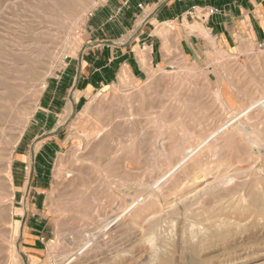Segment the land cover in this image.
Returning a JSON list of instances; mask_svg holds the SVG:
<instances>
[{
  "label": "rangeland",
  "instance_id": "rangeland-1",
  "mask_svg": "<svg viewBox=\"0 0 264 264\" xmlns=\"http://www.w3.org/2000/svg\"><path fill=\"white\" fill-rule=\"evenodd\" d=\"M102 2L0 0V264H264V51L235 107L183 60L91 94L37 188L33 113ZM245 110L259 143L216 136Z\"/></svg>",
  "mask_w": 264,
  "mask_h": 264
},
{
  "label": "crops",
  "instance_id": "crops-1",
  "mask_svg": "<svg viewBox=\"0 0 264 264\" xmlns=\"http://www.w3.org/2000/svg\"><path fill=\"white\" fill-rule=\"evenodd\" d=\"M262 38L264 0H103L87 17L79 50L46 83L33 113L45 127L29 142L39 143L35 153L30 148L37 188L45 186L49 160L65 141L62 120L75 116L91 94L124 77L141 83L183 60L201 67L225 107H235L228 85L239 82L241 62Z\"/></svg>",
  "mask_w": 264,
  "mask_h": 264
},
{
  "label": "bare ground",
  "instance_id": "bare-ground-1",
  "mask_svg": "<svg viewBox=\"0 0 264 264\" xmlns=\"http://www.w3.org/2000/svg\"><path fill=\"white\" fill-rule=\"evenodd\" d=\"M125 78V77H124ZM122 80V79H121ZM124 81V80H123ZM91 104V103H90ZM246 110L244 111H240L239 113H237L236 115L228 118L227 120H225L223 123L219 124L217 126V129L215 131L216 136H221L224 137L226 135V133H234V134H240L242 135L245 134L246 136L252 135L253 138H251L250 140L253 141L255 144L259 143L261 140L259 138V136H257V131L255 130H248L245 126H243V122H245L247 120V113ZM80 115V114H79ZM98 133V132H97ZM260 133V132H259ZM255 136H254V135ZM215 136V137H216ZM208 140H210V138L204 140V142L202 144H205ZM217 140V139H216ZM114 151V150H113ZM102 158V157H101ZM188 157L182 158L181 160H179L175 167L172 170H176V168L178 166H180V164H182ZM82 167V166H81ZM178 169V168H177ZM172 171H170L171 173ZM169 174V173H168ZM58 175V174H57ZM165 178V177H163ZM69 180V179H68ZM76 180V179H75ZM164 180V179H162ZM70 183V182H69ZM76 183V182H75ZM74 192V191H73ZM139 199V198H138ZM136 201V200H135ZM139 202V201H138ZM137 203V202H136ZM134 206V205H133ZM106 230V229H105ZM87 244V243H86ZM85 245V244H84ZM83 246V245H82ZM84 248V247H83ZM71 256H69L67 259H69ZM66 259V260H67ZM70 262V261H69Z\"/></svg>",
  "mask_w": 264,
  "mask_h": 264
},
{
  "label": "built area",
  "instance_id": "built-area-1",
  "mask_svg": "<svg viewBox=\"0 0 264 264\" xmlns=\"http://www.w3.org/2000/svg\"><path fill=\"white\" fill-rule=\"evenodd\" d=\"M257 50L264 51V38H262L256 45Z\"/></svg>",
  "mask_w": 264,
  "mask_h": 264
}]
</instances>
